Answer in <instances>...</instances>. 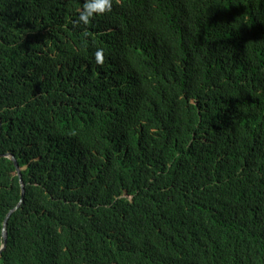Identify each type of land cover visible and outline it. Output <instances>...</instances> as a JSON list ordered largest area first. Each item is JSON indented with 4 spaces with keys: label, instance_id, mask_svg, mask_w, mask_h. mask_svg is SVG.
Returning <instances> with one entry per match:
<instances>
[{
    "label": "trees",
    "instance_id": "trees-1",
    "mask_svg": "<svg viewBox=\"0 0 264 264\" xmlns=\"http://www.w3.org/2000/svg\"><path fill=\"white\" fill-rule=\"evenodd\" d=\"M82 3L0 0V264H264V0Z\"/></svg>",
    "mask_w": 264,
    "mask_h": 264
},
{
    "label": "clouds",
    "instance_id": "clouds-1",
    "mask_svg": "<svg viewBox=\"0 0 264 264\" xmlns=\"http://www.w3.org/2000/svg\"><path fill=\"white\" fill-rule=\"evenodd\" d=\"M111 8L112 0H83L82 7L78 10L73 24L76 27L87 26L94 18L110 12ZM95 59L97 63L102 62L103 56L101 50L95 53Z\"/></svg>",
    "mask_w": 264,
    "mask_h": 264
},
{
    "label": "water",
    "instance_id": "water-1",
    "mask_svg": "<svg viewBox=\"0 0 264 264\" xmlns=\"http://www.w3.org/2000/svg\"><path fill=\"white\" fill-rule=\"evenodd\" d=\"M0 133H1V122H0ZM0 159H9L14 164V166H15V168L17 170L19 179H20V186H21V189H22V200H21V203L7 215L6 220L4 222V228H3V240H4V244H3V247L0 250V254H1L6 249L7 242H8V233H7L8 221L10 220V218L16 212L19 211V209H20V207L22 205L23 197L25 195V185H24V182L22 180L21 169L19 168V165H18L16 159L12 155L0 156Z\"/></svg>",
    "mask_w": 264,
    "mask_h": 264
}]
</instances>
